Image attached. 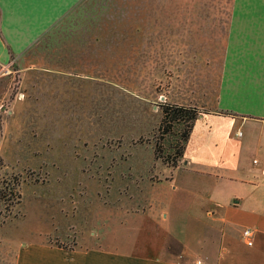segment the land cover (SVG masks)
Here are the masks:
<instances>
[{"label": "rangeland", "instance_id": "374dc122", "mask_svg": "<svg viewBox=\"0 0 264 264\" xmlns=\"http://www.w3.org/2000/svg\"><path fill=\"white\" fill-rule=\"evenodd\" d=\"M245 1L5 0L0 34L15 49L0 59V264L30 241L136 234L178 255L187 221L166 228L159 210L204 202L183 155L167 162L185 122L161 124L162 107L216 111L231 17L254 9Z\"/></svg>", "mask_w": 264, "mask_h": 264}, {"label": "crops", "instance_id": "0c3cea01", "mask_svg": "<svg viewBox=\"0 0 264 264\" xmlns=\"http://www.w3.org/2000/svg\"><path fill=\"white\" fill-rule=\"evenodd\" d=\"M245 4L253 12L233 14L225 37L217 109L198 115L183 151L192 194L204 204L158 213L166 228L179 215L187 221L179 229L189 233L176 236L178 255L171 256L167 243L137 240L136 234L114 246L30 241L19 246L14 264H264V0ZM25 35L21 47L30 41ZM12 48L0 34V59L9 58ZM241 226L253 230L252 244ZM241 239L249 247L245 252L235 247Z\"/></svg>", "mask_w": 264, "mask_h": 264}, {"label": "trees", "instance_id": "16d2710c", "mask_svg": "<svg viewBox=\"0 0 264 264\" xmlns=\"http://www.w3.org/2000/svg\"><path fill=\"white\" fill-rule=\"evenodd\" d=\"M200 113H198L195 108L185 107L183 105H177V104H172V105L167 104V105H164V107H162L161 124L166 123V122H169V123L176 122V121H179L180 119H182L183 122H185V129H184V132L182 133V139L185 142L184 146L181 149H179V151H176L174 155L176 157L175 159L171 161L166 160L172 166H176L177 158L183 155L185 144L189 137V133L192 128V125L194 121L196 120V118L198 117V115H200ZM155 152H156V156H160V155H157V152H159L157 148ZM3 199L5 200L8 198L4 196Z\"/></svg>", "mask_w": 264, "mask_h": 264}, {"label": "built area", "instance_id": "2783aa9c", "mask_svg": "<svg viewBox=\"0 0 264 264\" xmlns=\"http://www.w3.org/2000/svg\"><path fill=\"white\" fill-rule=\"evenodd\" d=\"M23 97V93H21L19 95V98ZM2 103L0 102V108L2 107ZM3 108V107H2ZM241 132H238V135H240ZM242 235L243 237L245 238L246 240V243L247 244H252V236H253V230L251 228H245L243 229V232H242ZM197 264H200V262L198 261Z\"/></svg>", "mask_w": 264, "mask_h": 264}, {"label": "snow or ice", "instance_id": "6c2138e0", "mask_svg": "<svg viewBox=\"0 0 264 264\" xmlns=\"http://www.w3.org/2000/svg\"><path fill=\"white\" fill-rule=\"evenodd\" d=\"M4 2L5 0H0V6H2ZM13 2H21V0H13Z\"/></svg>", "mask_w": 264, "mask_h": 264}, {"label": "water", "instance_id": "95a60500", "mask_svg": "<svg viewBox=\"0 0 264 264\" xmlns=\"http://www.w3.org/2000/svg\"><path fill=\"white\" fill-rule=\"evenodd\" d=\"M2 110H4V108Z\"/></svg>", "mask_w": 264, "mask_h": 264}]
</instances>
